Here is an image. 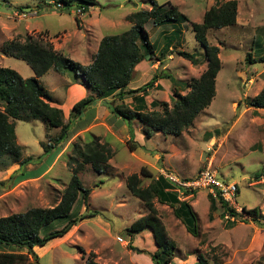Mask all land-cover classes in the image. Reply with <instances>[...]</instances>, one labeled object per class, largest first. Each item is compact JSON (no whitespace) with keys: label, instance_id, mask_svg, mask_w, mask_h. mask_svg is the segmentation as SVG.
<instances>
[{"label":"rangeland","instance_id":"374dc122","mask_svg":"<svg viewBox=\"0 0 264 264\" xmlns=\"http://www.w3.org/2000/svg\"><path fill=\"white\" fill-rule=\"evenodd\" d=\"M41 1L0 0V67L16 71L24 79L33 77L29 66L20 59L1 54L12 40L23 42L27 37L39 38L51 43L54 50L66 58L86 66L92 60L96 39L100 42L103 37L128 31L131 24L126 17L140 10H150L151 2L165 9L172 6L187 17L188 22L184 23L154 26L149 21L144 26L149 42L154 45V56L150 62L147 58L140 62V68L144 66L146 69L141 68L140 78L134 76L130 88L143 86L154 75L169 76L160 79L159 90L148 91L147 110L151 111V101L171 106L172 93L186 94L188 83L201 75L206 63L204 50L194 38L191 23H201L209 6L226 0H97V4L81 18L75 15L76 6L58 12L45 6L50 0H45V4ZM236 1L239 4L236 24L224 29L226 32L222 36L217 31H210L207 35L208 43L220 48L221 62L215 79L216 93L210 106L200 112L193 124L179 136L153 133L147 139L136 119L129 123L114 120L112 126L118 139L109 134H104L103 138L104 143L114 149V156L102 174H96L89 166L79 174L82 185L91 193L86 207L78 200L71 211L73 218L86 212L95 213V217L78 222L65 237L35 248L38 264H84L90 252L98 264H152L149 256L156 247L150 232H141L132 238L126 234V229L136 219L147 214L143 205L125 187L126 178L138 174L143 166L153 172L154 179L160 170H164L179 180L192 179L210 167L219 179L237 185L235 204L238 208L258 209L260 215L254 220L239 210L236 212L239 217L229 220L217 200L216 209H209L208 191L200 190L183 199L191 205L196 216L198 237H193L176 220L171 208L154 201L158 218L175 243L173 264H197L198 255L209 264H264V110L256 111L247 105V101L253 99L264 85V64L247 62L248 57L256 60L258 50L264 45V0ZM220 39H223L221 43L218 42ZM165 47L172 50L171 55L167 53L170 56L159 64L157 60L162 59L160 51ZM179 51L194 55L197 63L192 65L179 57ZM154 65L157 70L152 68ZM150 67L152 70L147 72ZM65 73L69 76L71 71ZM56 75L52 71L40 79L39 86L44 92L56 86ZM47 95L50 96L48 92ZM54 96L62 97L63 89ZM94 105L95 102L72 121V130L90 122ZM54 131L41 120L15 121L17 144L22 148L21 159L31 158L30 165L33 166L29 172L23 168L21 178L38 175L51 164L58 149L44 154L41 143L52 141L59 133ZM98 132L100 130L96 129L95 134ZM126 132L133 135V141L138 145L133 152L122 139ZM87 140L94 141L91 136ZM75 143L82 145L84 141L76 139L71 143L64 158L46 177L48 182L41 179L18 183L19 178L14 177L16 172L12 174L14 160L1 158L0 217L31 208L55 206L71 178L70 168L75 166L74 163L69 165V159L76 158L72 148ZM11 176L14 179L9 180ZM148 184L149 180H142V186ZM227 221L235 225L229 229ZM64 224V220L55 221L48 231L58 230ZM118 236L127 245L118 242ZM9 250L0 246L1 252Z\"/></svg>","mask_w":264,"mask_h":264},{"label":"trees","instance_id":"16d2710c","mask_svg":"<svg viewBox=\"0 0 264 264\" xmlns=\"http://www.w3.org/2000/svg\"><path fill=\"white\" fill-rule=\"evenodd\" d=\"M41 2L46 3L45 0ZM48 2L45 6L52 11L53 8L58 12L68 11L76 6L83 14L97 4V0H50ZM151 5L150 10H140L126 17L131 24L128 31L121 35L103 37L91 64L87 66L66 58L61 52L54 50L51 43L43 42L39 38L27 37L23 42L12 40L6 44L1 54L4 57L24 61L33 73V77L24 79L16 71L0 67V159L12 158L14 160L12 164L18 163L19 171L14 175L19 178L18 181L22 180L20 179L22 169L31 164L32 159H21L22 148L17 144L14 132L16 120H41L49 128L59 129L58 135L52 141L49 139L47 144L41 143L44 154L63 146L72 137L69 124L64 123L61 109L49 105L48 95L39 86L38 79L50 70L59 74L71 71L76 78L83 80L90 92V96L84 97L72 106V119L78 118L95 100L103 101L111 98L112 101L104 103L111 113L128 123L136 119L141 124L147 139H150L153 133L179 136L193 124L200 112L210 106L216 93L215 79L221 69V62L219 48L208 43L207 35L210 31L229 28L236 24L237 1L230 0L211 6L204 12L201 23H191L194 38L204 50L206 68L197 79L188 83L186 94L181 95L177 91L172 93L171 106L165 102L157 104L152 101L150 103L152 110L148 111L145 102L148 91L155 88L159 90L161 87L156 85L157 81L169 76L154 75L143 86L128 89L135 67L146 58L151 60L154 56V45L149 42L144 26L149 21L154 26L172 22H188L187 17L172 6L165 9L153 2ZM168 48L165 47L160 51L162 59L157 60L159 64L168 57L167 53L172 52ZM177 54L192 65L197 63L192 54L184 51H179ZM247 62L264 64V45L258 50V58L252 61L248 57ZM126 99H131V103H125ZM247 105L256 111L264 110V85L253 99L247 101ZM157 107L160 110H155ZM132 136L130 134V139L127 141L130 152L138 148ZM72 148L76 158H70L69 165L74 163L75 166L70 168L71 178L55 206L31 208L22 213L0 217V246L10 248L7 252L0 251V264H38L39 257L34 252V248L45 247L50 241L65 237L78 222L95 217V213L86 212L73 218L71 213L78 200H81L84 206L87 205L91 193L90 189L82 185L79 174L87 166L91 167L96 174H102L108 167L113 153L107 144H100L97 140L84 142L82 145L75 143ZM142 180H149V184L142 186ZM2 185L3 182L0 183V186ZM125 187L127 192L147 211L146 215L136 219L126 229V234L132 238L148 229L156 247V251L149 256L152 264H173L175 243L169 238L164 225L158 218L154 201L171 208L174 217L181 221L186 231L191 236L198 237L196 216L189 203L181 201L177 193L170 192L172 185L166 179L163 177L154 179L145 166L140 168L138 174H132L126 178ZM189 194L190 191H183V197ZM208 198L210 209L214 211L216 200L211 195H208ZM218 202L229 220L239 217V214L227 203L220 200ZM242 211L252 219L254 217V220L260 216L258 209L247 211L242 208ZM58 220H64L65 224L58 230L48 231L49 226ZM234 225V222L227 221L229 229ZM94 258V254L90 252L84 264H98ZM197 261V264H209L202 255L197 256Z\"/></svg>","mask_w":264,"mask_h":264},{"label":"crops","instance_id":"0c3cea01","mask_svg":"<svg viewBox=\"0 0 264 264\" xmlns=\"http://www.w3.org/2000/svg\"><path fill=\"white\" fill-rule=\"evenodd\" d=\"M226 1H230V0H226ZM224 1V2H226ZM217 3L214 2L211 6H214L216 5ZM209 6V8L211 7ZM239 6V4H238ZM92 8V7H91ZM91 8H89L88 12L91 10ZM226 28H223V29H220V30H215L217 31L218 35L219 36H222L226 30H224ZM209 34V32H208ZM219 38V37H218ZM220 41H223V39H220L218 40L219 43H221ZM96 47H95V51L94 53L92 54L93 56L95 55L96 51H97V48H98V45H99V42L98 40L96 39ZM225 43V42H224ZM222 45V44H220ZM170 48H168L169 50ZM220 50V48H219ZM171 51V50H170ZM64 53V52H63ZM69 53V52H68ZM93 56H92V59H93ZM219 56H220V53H219ZM148 59V58H147ZM152 60V59H151ZM89 61V59H88ZM92 62V60H91ZM91 62L89 64H91ZM143 62V61H142ZM150 62V60H149ZM159 63V62H158ZM140 64V63H139ZM137 65L135 68L137 69V71L134 70V74H133V78L131 80V82H133L134 80V76H138L139 73H140V65ZM88 65V64H87ZM86 65V66H87ZM155 67L154 69L157 70V67L156 65L152 66V68ZM145 68V67H144ZM206 68V63L203 65V70L204 71ZM146 69V68H145ZM139 70V71H138ZM143 71H146L144 69H142ZM151 69V67L147 70V72H149ZM53 70H50L48 71L44 76H46L47 74H49L50 72H52ZM54 72V71H53ZM56 73V72H55ZM57 77L58 78V81H56V86H53V88H51V90L49 91H46L45 93L47 94V92L50 94V96L48 95V103L51 107H56L58 109H61L62 113H63V116H64V123L65 124H69V132H70V135H72L71 139L66 143L64 144L63 146L57 148L58 149V152L56 153V156L53 158L51 164H49V166L42 172H40V174L38 175H35V176H32V177H22L20 179H22L21 181H18V183L20 182H25V181H28V180H41V179H44L48 182V179L46 178L50 172L52 171V169L55 167V165L62 159L64 158V156L66 155V152L69 148V146L71 145L72 142H74L76 139H81L82 141L84 142H89L90 140H87V138L89 136H91L93 138V140H97L100 144H104V141H103V138L106 136V135H110L112 138H117L118 137L116 136L115 134V130H114V127L112 126V123L114 122V120H119V118H116L112 113L111 111L108 109V107H106V105L104 103H108L110 101H112L111 98H108L106 100H95V110H94V113L92 115V119L90 120V122L83 126L82 128H79V129H75V130H72L71 128V123L72 121L74 122L75 120H77L78 118L76 119H72L71 118V109H72V106L78 102L79 100L83 99L84 97H87V96H90V93H89V90L87 89L86 85L84 84L83 81H81V78H76L73 74H70L69 76L64 73V74H59V73H56ZM44 76H42L41 78L38 79V82L40 83V79H42ZM139 77V76H138ZM140 78V77H139ZM130 82V83H131ZM156 85H159L161 86V80H158ZM63 89V96L61 97H56L54 96V94L58 93V90L59 89ZM128 89H134V88H130V84L128 85ZM149 94L145 97V102H147V98H148ZM93 102V103H94ZM152 102V101H151ZM91 103V104H93ZM125 103L127 104H130L131 103V99H126L125 100ZM91 104L84 110V111H87L90 109V106ZM146 106H147V103H146ZM14 126H15V122H14ZM113 127V128H112ZM100 130V132H98L97 134H95V130ZM56 131H54L55 133L59 132V129H55ZM100 133H102L100 135ZM105 134V136H104ZM16 135V134H15ZM125 142H127L129 139H130V136H129V132H126L124 135H123V138H122ZM120 140V138H119ZM17 141V140H16ZM18 143V142H17ZM20 145V144H18ZM21 146V145H20ZM112 153H113V156H114V149H112V147H110ZM112 156V158H113ZM111 158V159H112ZM23 159V158H22ZM111 159L109 161H111ZM63 166H66L65 164H63ZM11 168H13V171H12V174L14 172H18L19 171V165L18 163H15V164H11ZM24 169L26 170V172H29L33 169V166L28 164L24 167ZM157 171V169H156ZM153 174V172H152ZM1 182V181H0ZM48 184H51L53 185L52 183H48ZM55 186V185H54ZM98 187V186H97ZM96 188V187H95ZM170 192L174 193L173 190H170ZM188 197L190 196H186V197H181V201H186V200H183V199H188ZM190 205V204H189ZM191 206V205H190ZM168 207V206H167ZM210 207V206H209ZM210 209V208H209ZM193 210V209H192ZM144 216V215H143ZM178 220V219H176ZM180 221V220H179ZM177 221V222H179ZM181 222V221H180ZM179 222V224H180ZM182 224V223H181ZM183 225V224H182ZM184 226V225H183ZM185 228V226H184ZM186 230V228H185ZM145 231H149L148 229L144 230L143 232ZM150 232V231H149ZM187 232V231H186ZM188 233V232H187ZM69 234V233H68ZM151 234V232H150ZM189 234V233H188ZM152 235V234H151ZM119 237V236H118ZM125 245H127V242H124ZM38 248V247H36ZM35 249V248H34Z\"/></svg>","mask_w":264,"mask_h":264},{"label":"built area","instance_id":"2783aa9c","mask_svg":"<svg viewBox=\"0 0 264 264\" xmlns=\"http://www.w3.org/2000/svg\"><path fill=\"white\" fill-rule=\"evenodd\" d=\"M57 7H61V5H57ZM75 15L81 18L83 13L80 9H76ZM158 177H163L172 185V190L178 194L179 199L183 196V191H190V196L194 192L207 190L208 195H211L215 200L227 203L235 212H239V210L242 211V209L238 208L235 204V199L238 194L237 185L219 179L217 173L211 170L210 167H207L196 177L189 180H179L164 170H160L155 179ZM116 240L120 243H124L121 237H117Z\"/></svg>","mask_w":264,"mask_h":264},{"label":"water","instance_id":"95a60500","mask_svg":"<svg viewBox=\"0 0 264 264\" xmlns=\"http://www.w3.org/2000/svg\"><path fill=\"white\" fill-rule=\"evenodd\" d=\"M28 11H30V10H28Z\"/></svg>","mask_w":264,"mask_h":264}]
</instances>
